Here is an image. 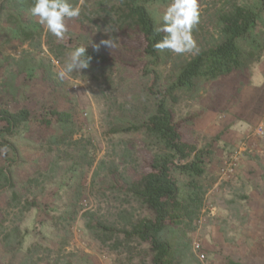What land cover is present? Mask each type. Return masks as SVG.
I'll list each match as a JSON object with an SVG mask.
<instances>
[{
	"label": "rangeland",
	"instance_id": "374dc122",
	"mask_svg": "<svg viewBox=\"0 0 264 264\" xmlns=\"http://www.w3.org/2000/svg\"><path fill=\"white\" fill-rule=\"evenodd\" d=\"M230 1L199 0L200 22L193 31L198 50L217 37L216 14ZM117 2L80 0V17L67 22L62 41L43 26L42 33L31 38L17 37L11 32L12 10L0 11V107L27 106L32 111L16 135L0 137V148L6 143L8 149L7 155H0V167L10 159L14 178L13 188L0 190V264H152L148 243L123 241L126 220L147 214L125 186L151 169L152 147L139 125L154 112L156 93L165 91L181 63L193 54L169 52L168 58L149 66L157 71L155 79L146 71L149 60L138 30L121 27L117 16L106 11V5ZM171 2L151 5L158 24ZM110 36L118 38V47L96 48ZM82 45L106 60L61 80L58 72ZM252 69L248 83L252 79L258 85L262 81L257 64ZM228 80L217 86L202 83L199 92L169 101L175 120L186 121L179 127L184 139L204 151L202 180L207 191L198 219L186 230L192 251L188 264L226 263L251 236L243 230L251 226L250 214L264 210V117L235 142L222 140L219 126L212 129L224 124L235 104ZM223 89L227 98L216 102L215 92ZM214 107L221 110L210 109ZM44 109L70 113L71 128L64 132L55 119L52 127H44ZM197 112L201 115L190 119ZM207 115L214 119L207 121ZM120 127L126 129L118 131ZM6 141L15 145L17 156ZM233 155L239 159L235 172L223 174L224 160ZM171 171L180 184L186 182L174 166ZM87 222L98 227L89 229ZM197 241L207 260H200L194 250Z\"/></svg>",
	"mask_w": 264,
	"mask_h": 264
},
{
	"label": "trees",
	"instance_id": "16d2710c",
	"mask_svg": "<svg viewBox=\"0 0 264 264\" xmlns=\"http://www.w3.org/2000/svg\"><path fill=\"white\" fill-rule=\"evenodd\" d=\"M167 1L118 0L115 4L106 5V11L117 16L116 22L121 27L138 30L143 40V52L149 60L146 71L155 74V79L158 78L157 71L149 66L168 58L170 51L160 52L154 48L164 34L154 32V28L160 24L152 14L151 5ZM69 2L75 6L79 5L80 0ZM33 3L34 0H0V11L5 8L12 10L14 21L11 32L15 36L28 39L42 33V25L29 11ZM226 5L216 14L217 37L208 43L210 45L203 46L181 63L165 91L156 93L154 112L138 127L144 129L146 144L152 147L151 169L139 178L129 179L125 188L130 198L147 214L128 218L121 231L124 233L123 241L135 239L149 244L152 264H188L187 257L192 251L186 230L193 228L198 219L207 191L202 180L205 177L204 151H198L195 145L184 139L179 127L186 121L175 120L169 101H176L179 94L199 92L202 83H215L217 86L220 85L218 81L229 77L228 82L232 83L228 85L231 87L233 84L231 90L234 92L232 102L236 103L243 86L249 81L252 66L264 56V0H251V3L231 0ZM81 47L87 49L86 55L92 57L90 63L106 60L103 54L90 46ZM215 93L218 96L216 102L227 98L225 90ZM227 108L222 110L226 111ZM210 109L221 110L215 107ZM200 115L197 112L190 119ZM31 118L32 111L27 106L16 109L9 105L0 107V137L16 135ZM54 119L64 132L72 126V116L66 111L44 109L40 112V123L44 127H52ZM125 129L120 127L117 130ZM8 144L17 156L15 145L12 142ZM10 163L9 159L5 166L0 167V190L14 187ZM173 166L186 176V182L180 184L172 174ZM19 198L12 197L13 200ZM99 225L102 228L105 226L102 223ZM87 227L95 229L98 226L87 222ZM227 264L243 263L228 260Z\"/></svg>",
	"mask_w": 264,
	"mask_h": 264
},
{
	"label": "clouds",
	"instance_id": "9594fccd",
	"mask_svg": "<svg viewBox=\"0 0 264 264\" xmlns=\"http://www.w3.org/2000/svg\"><path fill=\"white\" fill-rule=\"evenodd\" d=\"M30 14L37 18L41 24L57 41H62L68 32V21L80 17L81 8L73 5L69 0H34L29 9ZM161 23L154 28V32L164 35L154 44V48L160 52L170 51L174 55L196 54L198 52L197 41L193 31L200 22L199 0H172L163 11ZM105 32L109 33L107 28ZM118 38L110 36L96 45L110 48L118 47ZM87 49L80 47L75 49L65 67L58 72V77L63 80L72 72H81L90 66L91 56L86 55ZM7 146L0 148V155H7Z\"/></svg>",
	"mask_w": 264,
	"mask_h": 264
},
{
	"label": "crops",
	"instance_id": "0c3cea01",
	"mask_svg": "<svg viewBox=\"0 0 264 264\" xmlns=\"http://www.w3.org/2000/svg\"><path fill=\"white\" fill-rule=\"evenodd\" d=\"M257 69L261 74L262 82L257 85L251 79V83L245 84L236 103L227 112L226 121H223L224 124L212 126V129L219 126L218 131H220L219 134H221L222 140L235 142L238 140L237 136H240L252 124L258 123L261 117H264V56L257 64ZM205 118L207 121L208 119H214V117L208 115ZM226 122L228 123L226 124ZM206 129L209 132V128L206 127ZM231 137L232 140L230 139ZM258 214L260 212L250 214L248 224H251V226L246 224L243 230H246L245 233L251 236L242 243L243 246L241 245L235 250L236 253L227 261L234 260L245 264H264V210L261 213L262 215L260 214L261 221L257 216ZM256 235L262 236V240L259 237L256 238ZM221 259L223 260V256H221ZM216 264H227V262L217 261Z\"/></svg>",
	"mask_w": 264,
	"mask_h": 264
},
{
	"label": "built area",
	"instance_id": "2783aa9c",
	"mask_svg": "<svg viewBox=\"0 0 264 264\" xmlns=\"http://www.w3.org/2000/svg\"><path fill=\"white\" fill-rule=\"evenodd\" d=\"M262 129L263 128L260 127L259 130H257V132L260 134L263 133ZM238 161H239V159H238V156H236V155L230 156L227 159H225L222 166H221L222 173L228 174V173L235 172V170L238 166ZM194 250L197 253H199L198 256H199L200 260H202V261L207 260L206 254L202 251V244L199 241L194 243ZM207 264H209L208 261H207Z\"/></svg>",
	"mask_w": 264,
	"mask_h": 264
}]
</instances>
